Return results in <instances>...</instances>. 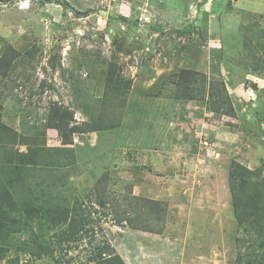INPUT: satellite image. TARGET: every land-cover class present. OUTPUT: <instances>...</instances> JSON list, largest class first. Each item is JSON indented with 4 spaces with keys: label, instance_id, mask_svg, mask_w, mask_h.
Wrapping results in <instances>:
<instances>
[{
    "label": "rangeland",
    "instance_id": "374dc122",
    "mask_svg": "<svg viewBox=\"0 0 264 264\" xmlns=\"http://www.w3.org/2000/svg\"><path fill=\"white\" fill-rule=\"evenodd\" d=\"M182 69L204 73L206 88L224 82L234 114L212 111ZM263 160L264 0H0L9 218L34 204H87L105 176L121 203L132 188L167 207L160 233L119 225L104 208L94 214L125 264L143 250L159 256L167 242L170 264H237L245 246L229 172ZM88 246L65 243L56 255L95 264ZM20 264L57 263L21 254Z\"/></svg>",
    "mask_w": 264,
    "mask_h": 264
},
{
    "label": "trees",
    "instance_id": "16d2710c",
    "mask_svg": "<svg viewBox=\"0 0 264 264\" xmlns=\"http://www.w3.org/2000/svg\"><path fill=\"white\" fill-rule=\"evenodd\" d=\"M182 76L189 86L200 85L197 96L201 97L208 91V104L212 111L234 114L224 82L213 81L211 87L206 88L202 85V80H207L204 73L182 69L179 77ZM105 180L102 176L91 188L87 204L78 197L73 202L34 204L28 206L18 219L7 215L14 202L11 194L0 191V264H20L21 254L31 258L49 255L57 264H63L61 257L56 255L57 248H62L65 243L86 240L89 245L88 261L125 264L116 248L99 237L94 214L104 208L111 220L119 225L160 233L158 225L164 221L167 207L160 200L135 195L132 188L123 195L128 202L121 203L116 194L107 190ZM229 187L237 232L240 234L237 242L245 246L242 251L239 248L237 264H264V160L255 169L235 162L229 172ZM24 230L29 231L27 237L22 234Z\"/></svg>",
    "mask_w": 264,
    "mask_h": 264
},
{
    "label": "crops",
    "instance_id": "0c3cea01",
    "mask_svg": "<svg viewBox=\"0 0 264 264\" xmlns=\"http://www.w3.org/2000/svg\"><path fill=\"white\" fill-rule=\"evenodd\" d=\"M165 246V248H163ZM168 246H169V243L167 242L166 244H164L163 245V249L165 250L164 252H162V253H159V256H157V255H154L153 253H152V255L150 256H148V252H145L144 250L141 252V253H139V257H138V259H137V261H138V264H163L166 260L168 261L169 260V264H170V261H172V260H174L175 258H174V256L172 255V256H170V255H168L167 254V250L169 249L168 248ZM120 254L124 257V258H128V257H126V252L124 251V250H121L120 251ZM145 254H147V256H145ZM143 257V258H142ZM157 257H159L158 258V261H157ZM180 258H181V256H180ZM142 260V261H141ZM126 262V261H125Z\"/></svg>",
    "mask_w": 264,
    "mask_h": 264
},
{
    "label": "built area",
    "instance_id": "2783aa9c",
    "mask_svg": "<svg viewBox=\"0 0 264 264\" xmlns=\"http://www.w3.org/2000/svg\"><path fill=\"white\" fill-rule=\"evenodd\" d=\"M207 143H208V142L206 141V142H205V145H207Z\"/></svg>",
    "mask_w": 264,
    "mask_h": 264
}]
</instances>
